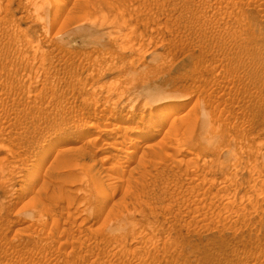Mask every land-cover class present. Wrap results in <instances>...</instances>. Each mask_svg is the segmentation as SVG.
Listing matches in <instances>:
<instances>
[{"label": "rangeland", "instance_id": "rangeland-1", "mask_svg": "<svg viewBox=\"0 0 264 264\" xmlns=\"http://www.w3.org/2000/svg\"><path fill=\"white\" fill-rule=\"evenodd\" d=\"M0 264H264V0H0Z\"/></svg>", "mask_w": 264, "mask_h": 264}, {"label": "bare ground", "instance_id": "bare-ground-1", "mask_svg": "<svg viewBox=\"0 0 264 264\" xmlns=\"http://www.w3.org/2000/svg\"><path fill=\"white\" fill-rule=\"evenodd\" d=\"M36 11V10H35ZM20 32V31H19ZM177 110L176 109H165V110H163V112H161L162 113V116H165V117H169L170 115H172V116H174L175 114H177ZM149 113V112H148ZM152 114V113H151ZM132 116V115H131ZM148 116V115H147ZM152 116V115H151ZM161 117V116H160ZM127 118V117H126ZM131 118V117H130ZM141 118V117H140ZM85 120V119H84ZM130 120V119H129ZM144 120V119H143ZM182 121V120H181ZM207 121V120H206ZM139 122V121H138ZM162 122H163V120H162ZM82 123V122H81ZM161 123V122H160ZM87 124V123H86ZM86 124H84L85 126H86ZM137 124V123H136ZM213 124V123H212ZM89 125V124H88ZM92 125L93 124H91L90 126L92 127ZM94 127H97V126H94ZM121 129H126L127 130V127H125V126H119ZM136 127V126H135ZM139 128H140V126H138ZM88 128V127H87ZM98 129H99V127H97ZM119 128V129H120ZM130 128V127H129ZM146 127H144V129H145ZM103 129V128H102ZM136 129V128H135ZM143 128L142 129H140L139 130V132H143L144 134H146L148 131H146V130H144ZM105 130V129H104ZM137 130V129H136ZM129 131H130V129H129ZM133 131V130H132ZM98 132H100V131H98ZM125 132H127V131H125ZM123 133H124V131H123ZM131 133V132H130ZM141 136H143V135H141ZM140 136V137H141ZM212 137V136H211ZM173 138V137H172ZM214 138V137H213ZM249 138V137H248ZM141 139H142V137H141ZM183 139V138H182ZM247 139V138H246ZM93 140H94V137H93ZM92 140V141H93ZM170 140H172L171 142L169 141V144L170 145H168V146H171V147H177L176 149H178L179 147H180V145H179V143L177 142V141H175L174 139H170ZM211 140V139H210ZM214 140V139H213ZM243 140V139H242ZM76 141V140H75ZM91 141V140H90ZM91 141V142H92ZM161 141V140H160ZM244 141V140H243ZM242 141V142H243ZM250 141V140H249ZM121 142V141H120ZM241 142V141H240ZM238 143V145L239 144H241V143ZM244 142H246V141H244ZM251 142V141H250ZM156 143V142H155ZM73 144V143H72ZM246 144V143H245ZM251 145V144H250ZM109 146H111V145H109ZM168 146H167V148H168ZM247 146H249V145H247ZM181 147H183V146H181ZM242 147V146H241ZM251 147V146H250ZM68 148H70V149H74L75 148V145H70V147H67V149ZM102 148V147H101ZM160 148V147H159ZM170 148V147H169ZM244 148V147H243ZM249 148V147H248ZM69 149V150H70ZM99 150V149H98ZM166 150V149H165ZM239 150V149H238ZM74 151V150H73ZM132 151V150H131ZM131 151L129 150V151H127V153L128 154H130L131 153ZM240 151V150H239ZM124 152H126V151H124ZM166 152V151H165ZM242 152V151H241ZM163 153H164V151H163ZM58 154H60V153H58ZM132 154V153H131ZM169 154V153H168ZM181 154V153H180ZM145 155V154H144ZM173 155V154H172ZM46 156V155H45ZM142 156H143V154H142ZM142 156H140V157H142ZM169 156V155H168ZM109 157V156H108ZM130 158V157H129ZM170 158V157H169ZM234 172V171H233ZM236 172V171H235ZM96 178V177H95ZM96 180V179H95ZM95 182V181H94ZM60 199V198H59ZM46 202V201H45ZM71 202V200H69V203ZM104 202L105 203H107V201H105L104 200ZM45 204V203H44ZM81 204V203H80ZM51 205V204H50ZM68 205V204H67ZM107 205V204H106ZM72 206V205H71ZM78 206V205H77ZM49 208V207H48ZM75 211V210H74ZM69 212V211H68ZM83 214V213H82ZM123 214V213H122ZM80 215V214H79ZM118 219V218H117ZM123 219V218H122ZM84 220V219H83ZM57 229V228H56ZM67 230V229H66ZM55 234V233H54Z\"/></svg>", "mask_w": 264, "mask_h": 264}]
</instances>
